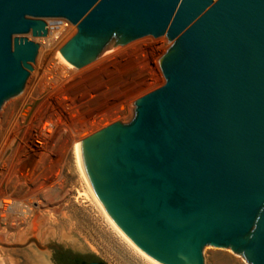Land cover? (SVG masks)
Returning <instances> with one entry per match:
<instances>
[{"label": "water", "instance_id": "obj_1", "mask_svg": "<svg viewBox=\"0 0 264 264\" xmlns=\"http://www.w3.org/2000/svg\"><path fill=\"white\" fill-rule=\"evenodd\" d=\"M58 18L78 29L57 55L76 69L116 44L174 42L134 120L81 142L113 221L161 264H205L210 246L264 264V0H0V110L39 53L24 36Z\"/></svg>", "mask_w": 264, "mask_h": 264}, {"label": "rangeland", "instance_id": "obj_2", "mask_svg": "<svg viewBox=\"0 0 264 264\" xmlns=\"http://www.w3.org/2000/svg\"><path fill=\"white\" fill-rule=\"evenodd\" d=\"M61 19H44L49 34L63 26ZM66 28L62 48L78 33L73 24ZM49 34L31 35L39 53ZM173 44L166 36L116 44L80 69L56 54L40 77L34 75L37 57L23 92L0 110V198L10 196L31 209L23 225L0 221V264H52L47 246L53 242L106 264H157L114 224L88 185L76 148L102 129L86 133L100 119L111 121L108 125L134 120L135 102L166 84L159 61ZM204 259L205 264H249L231 249L211 246Z\"/></svg>", "mask_w": 264, "mask_h": 264}, {"label": "bare ground", "instance_id": "obj_3", "mask_svg": "<svg viewBox=\"0 0 264 264\" xmlns=\"http://www.w3.org/2000/svg\"><path fill=\"white\" fill-rule=\"evenodd\" d=\"M47 25V24H46ZM65 26H62V27H59V26H54L51 29V32L49 34V28H48V25H47V29H48V34H49V37L47 39H43L44 41H42V48L40 50V53H38V60H37V66L35 68V72H34V75L35 76H39V75H42V73H44L48 67L51 65V63L53 62V59L55 57L56 54H58V50H62V46L60 45L61 43L59 42L60 38L62 39L63 35L67 32V28H64ZM32 33L28 34V35H25L24 37L25 38H28L30 40V37H31ZM67 34H65L66 36ZM48 36V35H47ZM46 36V37H47ZM64 40V39H63ZM46 41V42H45ZM69 43V42H68ZM67 43V44H68ZM40 54V55H39ZM144 61V60H143ZM36 62V61H35ZM140 63L142 62L141 60L139 61ZM138 62V63H139ZM144 63V62H143ZM146 65V64H145ZM142 67V66H141ZM33 70H34V67H33ZM40 77V76H39ZM111 114V113H110ZM113 114V113H112ZM115 114V113H114ZM112 116V115H111ZM109 118V117H108ZM114 118V116H113ZM79 122V121H77ZM111 121L109 120H98L96 121L95 123H92L91 125H88L89 127L87 128V131L86 133L88 132L91 133L93 131H95L94 129H98V128H103L104 126L108 125ZM78 124V123H77ZM77 124H75V127H77ZM77 129V128H75ZM76 152H77V158H78V163H79V166L82 170V173L88 183V185L90 186L91 190H93V193L95 196H97V194H95V190L93 189L87 175H86V171H85V168H84V165H83V162H82V156H81V143H79L77 145V148H76ZM99 199V198H98ZM105 209V208H104ZM107 211V210H106ZM108 213V212H107ZM110 216V215H109ZM111 217V216H110ZM112 219V218H111ZM113 221V219H112ZM114 222V221H113ZM114 224L118 227V229L123 233L124 236L127 237V239L132 243L134 244L145 256H148L150 259H152L154 262H156L157 264H161L159 262H157L156 260H154L153 258H151L149 255H147L143 250H141L126 234L125 232L114 222Z\"/></svg>", "mask_w": 264, "mask_h": 264}, {"label": "built area", "instance_id": "obj_4", "mask_svg": "<svg viewBox=\"0 0 264 264\" xmlns=\"http://www.w3.org/2000/svg\"><path fill=\"white\" fill-rule=\"evenodd\" d=\"M61 24L68 27L72 23L68 20L61 19ZM30 204L22 201H17L10 196L0 198V221L5 226L25 224L30 216Z\"/></svg>", "mask_w": 264, "mask_h": 264}, {"label": "flooded vegetation", "instance_id": "obj_5", "mask_svg": "<svg viewBox=\"0 0 264 264\" xmlns=\"http://www.w3.org/2000/svg\"><path fill=\"white\" fill-rule=\"evenodd\" d=\"M47 249L50 252L52 264H86L87 256H91L65 247L58 242L50 243ZM92 263L99 262L94 261Z\"/></svg>", "mask_w": 264, "mask_h": 264}, {"label": "trees", "instance_id": "obj_6", "mask_svg": "<svg viewBox=\"0 0 264 264\" xmlns=\"http://www.w3.org/2000/svg\"><path fill=\"white\" fill-rule=\"evenodd\" d=\"M94 261H97L100 264H106L105 262H103L102 260H100L99 258H97L96 256H93V255L88 256L87 261H86V264H91Z\"/></svg>", "mask_w": 264, "mask_h": 264}]
</instances>
